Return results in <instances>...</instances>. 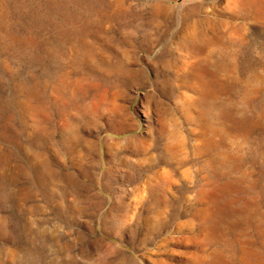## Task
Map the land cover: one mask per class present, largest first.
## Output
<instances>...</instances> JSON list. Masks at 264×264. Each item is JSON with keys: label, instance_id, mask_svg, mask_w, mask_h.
Segmentation results:
<instances>
[{"label": "rangeland", "instance_id": "rangeland-1", "mask_svg": "<svg viewBox=\"0 0 264 264\" xmlns=\"http://www.w3.org/2000/svg\"><path fill=\"white\" fill-rule=\"evenodd\" d=\"M0 264H264V0H0Z\"/></svg>", "mask_w": 264, "mask_h": 264}]
</instances>
